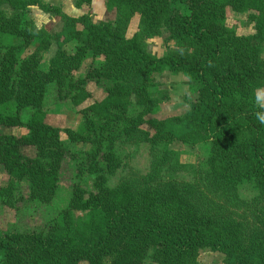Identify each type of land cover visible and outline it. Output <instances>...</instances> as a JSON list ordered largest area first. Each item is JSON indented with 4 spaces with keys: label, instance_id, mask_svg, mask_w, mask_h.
Wrapping results in <instances>:
<instances>
[{
    "label": "trees",
    "instance_id": "1",
    "mask_svg": "<svg viewBox=\"0 0 264 264\" xmlns=\"http://www.w3.org/2000/svg\"><path fill=\"white\" fill-rule=\"evenodd\" d=\"M91 2L76 0V6ZM259 3L262 13L248 14L257 19L255 32L244 35L226 23L227 8L247 10L238 0H105L116 18L99 23L44 0H0V127L27 130L0 131V167L9 176L1 202L22 214L30 203L49 206L54 199L70 151L61 128L46 121L52 86L57 102L68 100L84 113L78 129L65 128L69 139L93 144L74 156L77 181L66 207L40 226L26 229L21 220L0 231V264H198L203 248L224 253L226 264H264V206L250 209L239 192L247 180L264 200V125L255 118L254 103L255 91L264 87V0ZM31 5L64 20L58 48L46 63L52 35L29 16ZM136 15L139 30L129 37ZM164 32L176 48L158 56L147 39ZM89 56L96 67L76 75ZM165 71L189 78V109L178 120L146 117L169 99L160 88ZM91 81L105 95L81 108L92 97ZM128 131L141 150L157 140L167 149L174 138L210 144L188 198L171 197L178 207H162L156 168L108 191L101 187L120 166L105 139L123 140ZM169 152L162 162L178 154ZM91 178L98 185L83 183ZM246 210L260 211L257 223L249 222Z\"/></svg>",
    "mask_w": 264,
    "mask_h": 264
},
{
    "label": "rangeland",
    "instance_id": "2",
    "mask_svg": "<svg viewBox=\"0 0 264 264\" xmlns=\"http://www.w3.org/2000/svg\"><path fill=\"white\" fill-rule=\"evenodd\" d=\"M52 5L61 6L63 11L72 16H80L82 14L88 15L93 22H105L114 20L116 18V10H109L106 7L105 0H92L89 4H83L76 6V0H44ZM245 3L247 10L240 12L227 8L226 23L229 27H233L239 34H252L255 32V25L257 19H250L249 15L251 12L260 14L261 8L260 0H238ZM29 16L33 19L38 28H44L50 33L51 40L50 45L44 52V63L55 54L58 48L59 41L56 38V34L63 28L64 20L52 12L43 11L38 5H31L29 7ZM139 16L136 15L130 21L127 30V36L131 37L138 32ZM148 49L160 56L165 54L170 49L176 48L175 41L168 38L166 32L147 39ZM262 58L264 59V44L262 47ZM97 60L89 56L85 58L79 70L75 72L76 75H86L88 69L96 67ZM161 89H164L169 94V99L160 103L157 110L154 113L148 114L147 118L165 119L168 117H174L176 120L180 119L188 111L189 107L184 100L185 93L189 89L188 76L183 73H174L165 71L161 77ZM88 87L92 91V97L87 99L85 106L91 104L95 100H99L105 95V90L91 81ZM264 89V87L260 88ZM46 109L48 111L46 121L52 125L61 128V137L64 144L69 148L70 155L67 156L65 161L62 163L60 180L57 186V191L54 195V199L49 206L36 205L30 203L26 206L25 212L22 210V214H17L13 205L5 204L0 200V231L11 230L15 224L22 222L25 224L24 227H37L40 226L49 215L56 212L57 209L66 207L72 198L73 185L77 181L74 176L75 172V159L74 156L92 148L91 143H74L72 142L65 132V128L78 129L84 121V113L80 111L79 107H75L70 101L62 100L56 101V90L52 86L47 92L45 101ZM23 118L26 120L28 114L23 113ZM146 127V126H145ZM13 132L15 134H24L27 132L25 128H4L0 127V131ZM151 135V134H150ZM104 146L106 148L115 149L116 155L120 157V166L111 174L109 179L102 182L101 187L106 191L114 187L120 180L126 178H133L138 174L146 173L151 168H156L161 172V180L156 183L159 186L164 195L162 202L163 208H176L178 207V201L171 197H177L179 200H185L189 195V184L193 185L195 180V173L197 167L206 163L209 153L210 144L208 142L200 143L196 145H190L180 138H174L170 141L167 149L163 143L157 140V143H151L148 149H139L137 140L131 131H128V135L125 139H116L115 141L105 139ZM169 151L177 152V156L170 155L171 162H162L161 155L170 153ZM177 157V159L175 158ZM171 163H176L174 166ZM9 180L8 173H6L0 167V188L4 186ZM99 182V181H98ZM98 182L94 179L84 180L89 187L98 185ZM24 194H27V185L29 183L24 182L21 184ZM239 192L245 198L250 200V209H256L258 211L264 206V200L262 199L260 192L255 189L253 183L244 180L239 185ZM173 193L175 195H173ZM108 198L109 195L107 194ZM246 198V199H247ZM35 204V205H34ZM238 210V209H237ZM244 212L245 210H238ZM247 211V210H246ZM249 213V222L252 220L257 223L258 215L260 213ZM19 225V224H18ZM21 225V224H20ZM22 227V226H20ZM198 264H226V255L220 251L212 250L211 248L199 249L197 252ZM86 264V263H81Z\"/></svg>",
    "mask_w": 264,
    "mask_h": 264
},
{
    "label": "clouds",
    "instance_id": "3",
    "mask_svg": "<svg viewBox=\"0 0 264 264\" xmlns=\"http://www.w3.org/2000/svg\"><path fill=\"white\" fill-rule=\"evenodd\" d=\"M254 103L257 107L255 118L259 124L264 125V89L255 91Z\"/></svg>",
    "mask_w": 264,
    "mask_h": 264
}]
</instances>
